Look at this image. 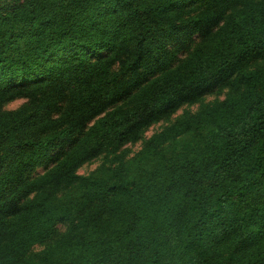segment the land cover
<instances>
[{"label": "trees", "instance_id": "1", "mask_svg": "<svg viewBox=\"0 0 264 264\" xmlns=\"http://www.w3.org/2000/svg\"><path fill=\"white\" fill-rule=\"evenodd\" d=\"M19 98L0 112V264H264V0L0 3V105Z\"/></svg>", "mask_w": 264, "mask_h": 264}, {"label": "rangeland", "instance_id": "2", "mask_svg": "<svg viewBox=\"0 0 264 264\" xmlns=\"http://www.w3.org/2000/svg\"><path fill=\"white\" fill-rule=\"evenodd\" d=\"M12 0H0V3L5 4L7 2H11ZM199 42V39L193 40V42L183 44L182 42H177L174 44H171L169 46V50H177V59H182L186 56V54L193 48L195 44ZM179 45V46H178ZM183 45H186V47H183ZM178 46V47H177ZM231 83L230 82H217L215 84H212L208 88L205 89L203 94L200 96V98L192 103V104H184L180 106L170 117L162 119L156 123H153L151 126H149L145 131L143 132L141 139L135 143H127L121 147L119 150V153L123 158H129L133 156L137 151L141 149L144 142L150 138L153 134L161 131L163 128L169 126L172 124L176 119L181 117L184 114H192L196 113L198 110H200L202 107L206 105H210L216 102H221L224 100L226 95L230 92ZM27 102V99L25 98H19L12 101H9L3 105H0V112L2 111H14L22 106ZM67 147L61 148V152H65ZM59 149H56V152ZM107 162L103 156H99L95 159H93L90 162H87L83 164L77 171L80 175H86L90 173L91 171H94L97 169L102 163ZM53 163H49L46 165H42L35 169L34 174L40 175L44 173L47 168L51 167ZM67 229L66 224L59 223L55 226V232L53 234V237L50 241H48L45 244H38L32 247L30 250V253H37L39 251H42L43 249L49 247L51 244H53L60 236L65 234Z\"/></svg>", "mask_w": 264, "mask_h": 264}]
</instances>
